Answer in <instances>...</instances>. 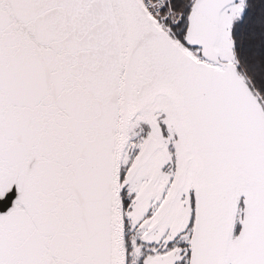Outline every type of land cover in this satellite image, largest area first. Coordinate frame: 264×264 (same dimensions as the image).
Segmentation results:
<instances>
[{
	"label": "snow or ice",
	"instance_id": "6c2138e0",
	"mask_svg": "<svg viewBox=\"0 0 264 264\" xmlns=\"http://www.w3.org/2000/svg\"><path fill=\"white\" fill-rule=\"evenodd\" d=\"M0 264H264V0H0Z\"/></svg>",
	"mask_w": 264,
	"mask_h": 264
}]
</instances>
